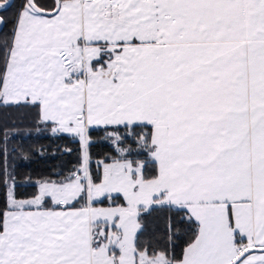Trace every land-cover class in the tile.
<instances>
[{
	"label": "snow or ice",
	"instance_id": "obj_1",
	"mask_svg": "<svg viewBox=\"0 0 264 264\" xmlns=\"http://www.w3.org/2000/svg\"><path fill=\"white\" fill-rule=\"evenodd\" d=\"M12 7L0 106L36 109L79 158L31 194L5 170L0 264H264V0ZM98 129L118 154L94 162Z\"/></svg>",
	"mask_w": 264,
	"mask_h": 264
},
{
	"label": "trees",
	"instance_id": "obj_2",
	"mask_svg": "<svg viewBox=\"0 0 264 264\" xmlns=\"http://www.w3.org/2000/svg\"><path fill=\"white\" fill-rule=\"evenodd\" d=\"M18 5L20 0H12ZM16 7L0 11L1 16L9 18L6 26L0 27V35H8L13 27L11 18ZM0 129L6 135L4 143L5 167L22 185L18 192L31 194L36 191L34 183L43 177L56 178L54 173L67 175L78 164L79 144L66 134H53L51 126L39 121L34 108L0 106ZM96 143L91 147L93 161L116 154L110 141L103 139L104 132L95 130ZM66 148L72 149L69 153ZM118 154V153H117ZM93 168L96 164L93 163ZM148 219L149 232L162 235L165 230V213L153 212Z\"/></svg>",
	"mask_w": 264,
	"mask_h": 264
},
{
	"label": "rangeland",
	"instance_id": "obj_3",
	"mask_svg": "<svg viewBox=\"0 0 264 264\" xmlns=\"http://www.w3.org/2000/svg\"><path fill=\"white\" fill-rule=\"evenodd\" d=\"M6 135L4 134V131L0 129V206L3 204V194H4V187L2 184V180L5 175V151H4V143H5ZM116 154L111 156H116Z\"/></svg>",
	"mask_w": 264,
	"mask_h": 264
},
{
	"label": "crops",
	"instance_id": "obj_4",
	"mask_svg": "<svg viewBox=\"0 0 264 264\" xmlns=\"http://www.w3.org/2000/svg\"><path fill=\"white\" fill-rule=\"evenodd\" d=\"M177 253H179L180 249H176Z\"/></svg>",
	"mask_w": 264,
	"mask_h": 264
},
{
	"label": "water",
	"instance_id": "obj_5",
	"mask_svg": "<svg viewBox=\"0 0 264 264\" xmlns=\"http://www.w3.org/2000/svg\"><path fill=\"white\" fill-rule=\"evenodd\" d=\"M1 16V15H0ZM1 27V26H0Z\"/></svg>",
	"mask_w": 264,
	"mask_h": 264
}]
</instances>
